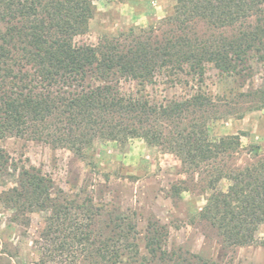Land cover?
Returning <instances> with one entry per match:
<instances>
[{
    "label": "trees",
    "instance_id": "trees-1",
    "mask_svg": "<svg viewBox=\"0 0 264 264\" xmlns=\"http://www.w3.org/2000/svg\"><path fill=\"white\" fill-rule=\"evenodd\" d=\"M97 1L0 0V140L28 137L85 160L94 158L97 141L125 145L141 138L193 168L238 150V136L211 140L205 122L183 126L204 106L201 97L154 105L122 94L116 81L151 86L163 75L202 78L207 65L236 73L252 53L264 61V0H176L166 18L174 28L164 38L132 30L98 46H78L74 38L88 32ZM198 22L209 31L242 28L231 36H202L194 28ZM258 93L264 103V86ZM13 177V187L0 193L12 222L29 225L32 215L45 214L33 242L34 264H226L170 251L168 230L158 221L148 224L142 255L135 215L105 212L91 199L55 191L34 167L15 168ZM224 178L231 181L228 190L215 191ZM211 187L201 219L216 228L225 248L255 244L264 225V162L220 172Z\"/></svg>",
    "mask_w": 264,
    "mask_h": 264
},
{
    "label": "rangeland",
    "instance_id": "rangeland-1",
    "mask_svg": "<svg viewBox=\"0 0 264 264\" xmlns=\"http://www.w3.org/2000/svg\"><path fill=\"white\" fill-rule=\"evenodd\" d=\"M95 6L88 32L74 38L78 46H98L106 38L128 35L132 30L138 37L161 39L174 28L166 24V18L173 13L176 0H101ZM194 28L202 36L220 32L231 36L242 27L209 31L205 23L198 22ZM117 81L122 94L154 105L201 97L204 106L186 116L183 126L205 122L211 140L238 136L241 146L216 162L193 168L176 154L150 146L141 138L125 145L97 141L94 158L83 160L66 148L28 137H7L0 140V156L5 160L4 168L0 167V193L13 187L15 168L34 167L52 180L55 191L80 202L91 199L105 212L135 215L142 255L146 254L148 224L158 221L168 230L166 247L170 251L190 252L226 264H264V225L255 244L225 248L216 228L200 217L214 190L211 182L220 172L227 175L264 162V103L258 93L264 86V61L252 53L236 73L207 65L202 78L182 74L178 80L163 75L151 86ZM230 185L224 178L214 188L226 192ZM12 216L13 211L0 203V264H34L38 254L33 242L45 214L32 215L31 223L24 226L12 222Z\"/></svg>",
    "mask_w": 264,
    "mask_h": 264
}]
</instances>
